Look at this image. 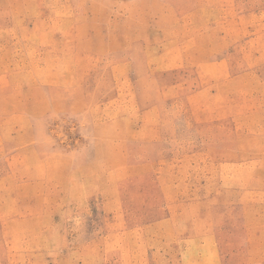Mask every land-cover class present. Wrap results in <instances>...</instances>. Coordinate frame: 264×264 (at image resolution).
<instances>
[{"label": "rangeland", "instance_id": "1", "mask_svg": "<svg viewBox=\"0 0 264 264\" xmlns=\"http://www.w3.org/2000/svg\"><path fill=\"white\" fill-rule=\"evenodd\" d=\"M0 264H264V0H0Z\"/></svg>", "mask_w": 264, "mask_h": 264}]
</instances>
